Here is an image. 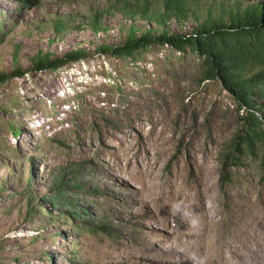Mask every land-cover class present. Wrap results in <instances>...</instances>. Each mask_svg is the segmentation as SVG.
<instances>
[{
    "label": "rangeland",
    "instance_id": "1",
    "mask_svg": "<svg viewBox=\"0 0 264 264\" xmlns=\"http://www.w3.org/2000/svg\"><path fill=\"white\" fill-rule=\"evenodd\" d=\"M164 2L0 0V264H264V142L231 164L245 112L188 51L99 50L264 0H184L161 26Z\"/></svg>",
    "mask_w": 264,
    "mask_h": 264
},
{
    "label": "trees",
    "instance_id": "2",
    "mask_svg": "<svg viewBox=\"0 0 264 264\" xmlns=\"http://www.w3.org/2000/svg\"><path fill=\"white\" fill-rule=\"evenodd\" d=\"M187 14L184 0H165L159 25L163 26L171 19H181ZM96 32L98 30H95ZM158 44L184 54L186 51L195 56L201 70V83L217 81L232 99L236 108L245 112L243 126L233 138L231 164L239 166V156L245 154L255 157L258 146L264 142L262 116H257L256 100L264 98V6L255 5L243 9L229 10L214 19L207 17L199 23L190 36H180L162 31L160 35L130 36L120 47H100L104 54L113 53L114 57L136 60L141 53ZM85 57V52L78 50L65 57L52 60L50 55L38 53L31 59L35 71H55L60 66ZM14 75H21L19 70ZM9 77L0 74V85ZM239 112V111H238ZM66 191L54 198L66 203L63 197ZM74 216L79 217L78 214Z\"/></svg>",
    "mask_w": 264,
    "mask_h": 264
}]
</instances>
